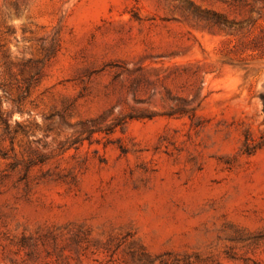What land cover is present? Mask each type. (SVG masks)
Returning <instances> with one entry per match:
<instances>
[{
  "label": "rangeland",
  "instance_id": "obj_1",
  "mask_svg": "<svg viewBox=\"0 0 264 264\" xmlns=\"http://www.w3.org/2000/svg\"><path fill=\"white\" fill-rule=\"evenodd\" d=\"M0 264H264V0H0Z\"/></svg>",
  "mask_w": 264,
  "mask_h": 264
}]
</instances>
